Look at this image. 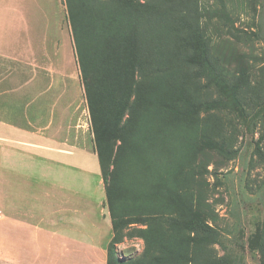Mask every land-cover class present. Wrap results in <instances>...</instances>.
Wrapping results in <instances>:
<instances>
[{
    "label": "trees",
    "instance_id": "16d2710c",
    "mask_svg": "<svg viewBox=\"0 0 264 264\" xmlns=\"http://www.w3.org/2000/svg\"><path fill=\"white\" fill-rule=\"evenodd\" d=\"M159 1L163 8L152 10L141 9L136 0H66L113 224L107 264H230L226 256L207 253V246L223 245L221 232L207 219L200 197L189 191L190 178L202 176L204 165L185 172L201 143L187 137L195 133L188 125L200 111L217 108L219 100H197L186 84L191 76L225 82L211 52L206 30L211 23H220L236 40L254 36L264 42V12L258 29L248 32L231 21L225 0ZM256 123L247 125L252 133ZM262 139L254 145L264 161ZM138 192L140 200L118 204ZM157 220H163L162 230ZM137 222L147 225L137 229L144 249L125 259L118 253L122 228ZM252 243L264 258V215Z\"/></svg>",
    "mask_w": 264,
    "mask_h": 264
},
{
    "label": "crops",
    "instance_id": "0c3cea01",
    "mask_svg": "<svg viewBox=\"0 0 264 264\" xmlns=\"http://www.w3.org/2000/svg\"><path fill=\"white\" fill-rule=\"evenodd\" d=\"M113 235L67 2L0 0V264H107Z\"/></svg>",
    "mask_w": 264,
    "mask_h": 264
},
{
    "label": "rangeland",
    "instance_id": "374dc122",
    "mask_svg": "<svg viewBox=\"0 0 264 264\" xmlns=\"http://www.w3.org/2000/svg\"><path fill=\"white\" fill-rule=\"evenodd\" d=\"M136 1L141 9L146 6L152 10L163 8L159 0ZM225 1L231 8V21L236 27L248 32L258 29L259 16L264 12L260 0ZM221 27L214 21L206 30L212 36L211 52L219 61L225 82L209 83L204 78L191 76L186 84L195 99H218L219 103L217 108L200 111L188 125L195 133L187 137L201 143L200 151L191 152L185 172L199 162L204 165L202 176L190 178L192 189L189 191L200 197L207 219L219 228L223 240V245L207 246V253L213 257L226 256L230 264H263L264 258L251 244V238L257 233L264 215V161L256 154L254 145L262 136L260 144L264 151V42L254 36L248 42L236 40ZM107 87L113 86L109 82ZM141 100L140 107H143L146 99L141 96ZM159 119L166 121L163 116ZM251 121L257 122L255 133L248 130ZM222 147L238 149V153H224ZM141 196V192L133 193L131 198L118 201V204L140 200ZM133 217L136 216H130ZM160 217L164 216L156 218ZM162 221H153L159 230L164 228ZM146 226V222L123 226L125 245L118 247L121 257L135 258L142 253L144 239L137 229Z\"/></svg>",
    "mask_w": 264,
    "mask_h": 264
}]
</instances>
